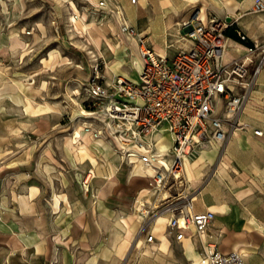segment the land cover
<instances>
[{"label":"rangeland","instance_id":"obj_1","mask_svg":"<svg viewBox=\"0 0 264 264\" xmlns=\"http://www.w3.org/2000/svg\"><path fill=\"white\" fill-rule=\"evenodd\" d=\"M98 1L0 0V247L6 241L14 246L17 233L22 232V218L27 230L32 229L34 218L43 228L53 208L67 209L60 206L61 202L76 212L89 209L93 200L99 199L103 201L104 227L111 232L118 231L113 225L116 218L119 223L122 216L129 217L135 211L137 215H144L143 219L138 216L142 227L122 264H194L171 239L165 240L164 247L160 246L161 238L153 243L146 240L150 230L158 224L156 218L161 214L158 211L166 203L184 194L193 196L195 188L186 190L189 182L185 172L182 182L172 180V184L161 191L169 196L165 201L159 196L155 207L150 203L156 193L153 178L147 176L140 165L121 162L112 143L93 140L82 131L83 85L91 77L93 65L99 62L106 73L109 65L113 71L117 64L123 69L130 65L124 60V33L116 11H122L125 2H132L107 0L108 6L100 9ZM211 2L213 0H162L165 5L160 10H163L162 15L167 12L170 16L174 5L190 12V18L200 13L206 15V22L211 18L222 21L224 17H219ZM229 15L225 18L229 19ZM133 27L140 44L150 46L144 30ZM226 47L233 48L229 39ZM235 47L237 54L245 56L244 46L236 44ZM259 56L255 55V62ZM226 57L229 59L230 53ZM127 58L130 59L131 54ZM102 59L106 60V68ZM132 72L137 79V71L133 68ZM226 125L230 131L234 128L228 121ZM98 143L108 150L100 149ZM213 145L219 147L218 157H221L226 142L218 145L212 141L189 161L194 163L200 157L199 160L205 162L206 157H212L217 150ZM109 166L114 172L121 169L112 180H108L112 172L102 170ZM193 168L199 171L201 164L195 163ZM139 169L145 177L133 180L130 176L141 172ZM188 173L191 177L190 165ZM142 184L152 189L149 193L143 191L142 196L139 193L140 198L147 193L144 199L148 202L143 210H136L132 202L138 194L134 192ZM104 185L109 191L113 190L111 194L101 189ZM27 195L39 197L30 204ZM168 220L157 225L164 228L165 235H169ZM203 251L204 248L201 256ZM4 263L5 256L0 250V264Z\"/></svg>","mask_w":264,"mask_h":264},{"label":"crops","instance_id":"obj_2","mask_svg":"<svg viewBox=\"0 0 264 264\" xmlns=\"http://www.w3.org/2000/svg\"><path fill=\"white\" fill-rule=\"evenodd\" d=\"M218 1L220 3L213 0L211 4L216 6L219 17H227L230 14L229 18L238 25L241 33L253 42L259 41L264 44V16L250 11L253 0ZM164 5L162 0H136L120 6L127 23L144 30L150 46L162 55L172 56L179 47L189 45V41L183 38L186 31L183 23L190 19L191 13L173 5V14L167 16L166 12L163 16V10L160 9ZM199 18L205 21L206 15L199 13ZM123 37V47L126 48L124 60L130 62L129 67L123 69L117 64L116 71L108 68L107 73L105 70L104 72L107 77L121 74L135 79L133 68L138 73L142 66L139 54L140 41L136 35L125 33ZM228 39L233 48L227 49L228 52L225 53V59L229 53L231 55L227 61L241 56L236 52V44L245 48L250 46L230 37ZM130 54L129 59L127 57ZM132 61L134 63H131ZM238 120L239 126L230 131L221 157H218L219 147L213 145L217 150L212 157H206L205 162L199 160L200 157L194 163L187 161L184 169L189 182V188L186 190L191 191V188H195L194 211L215 212V218L206 234L199 236L193 234V229H190L186 231L181 241L175 240L170 233L165 235L164 228L157 225L166 222L169 214L156 218L158 224L150 230L156 237L155 241H159L160 238L163 240L160 246L164 247L165 240L171 239L179 246L182 255L194 264H198L206 242L216 243L221 253L236 252L238 256L240 255L239 264H264V64L251 99L239 113ZM255 129L261 130L262 134H255ZM98 144L101 146L100 149L108 150L102 143ZM195 163L201 164L199 171L193 170ZM189 165L191 177L188 173ZM102 170L104 173L112 172V177L108 180H112L121 171L118 169L114 172L110 166L103 167ZM130 177L139 180L145 177V174L136 171ZM106 187L104 185L101 189L111 194L113 190L109 191ZM146 188V185L142 184L134 193L136 196L139 193L142 196L141 193ZM37 197L39 196L27 195V202L32 204ZM132 204L135 207V202ZM60 206L67 209L53 208V214L47 217L43 228L34 218L32 229L27 230L22 218V232L17 233L15 247L12 242L7 241L0 247L1 254L5 256L4 264H12L13 260L16 264H122L142 227L138 218L141 216L135 214L136 211L129 217L122 216L119 223L116 218L117 224L113 225L118 231L111 232V229L107 230L104 227L102 221L103 201L94 199L93 205L85 209L86 211L80 209L74 212L73 208L64 206L62 202Z\"/></svg>","mask_w":264,"mask_h":264},{"label":"built area","instance_id":"obj_3","mask_svg":"<svg viewBox=\"0 0 264 264\" xmlns=\"http://www.w3.org/2000/svg\"><path fill=\"white\" fill-rule=\"evenodd\" d=\"M107 6V0L98 1V8ZM252 11L264 16V0H253ZM122 17L121 30L134 33L124 13ZM231 23V18L208 22L199 16L190 18L183 23V38L189 45L179 47L172 56L141 44L137 79L121 74L107 77L100 63H95L83 85L82 131L93 140L112 143L121 162L140 165L146 174L152 170L159 191L172 180L182 182L186 158H195L212 141L223 145L230 134L227 121L234 128L239 126L238 115L251 99L264 64V44L259 41L246 47L245 56L225 60L228 38L224 31ZM255 55H260L256 62ZM102 61L106 67V60ZM254 132L262 134L259 129ZM167 135L171 141L165 151L159 138ZM193 201L192 195L184 194L158 211L171 214L168 231L177 241L190 229L204 236L215 218L214 211H194ZM146 240L153 243L156 237L149 232ZM203 248L199 264L238 260L237 253H221L216 243L206 242Z\"/></svg>","mask_w":264,"mask_h":264},{"label":"bare ground","instance_id":"obj_4","mask_svg":"<svg viewBox=\"0 0 264 264\" xmlns=\"http://www.w3.org/2000/svg\"><path fill=\"white\" fill-rule=\"evenodd\" d=\"M116 14H117V17L119 18V20H121L122 22H121V24L124 22L123 21V17H122V11L121 10H118V11H116ZM225 18V17H224ZM201 19V18H200ZM203 20V19H202ZM204 21V20H203ZM120 24V25H121ZM124 34L125 33H127V34H129V35H135V34H133L132 32H130V31H128V30H126L125 32H123ZM140 51H141V44H140V47H139V54H140ZM228 51H226V53H227ZM140 57L142 58V56L140 55ZM108 68L111 70V71H113L112 70V68H111V66L109 65L108 66ZM170 136L169 135H167V136H164V137H160L159 138V146L163 149V150H168V147L170 146ZM190 159H192V158H186L185 159V167H186V163H187V161H189ZM185 167H184V169H185ZM144 169V168H143ZM142 171H144V170H142ZM145 172V171H144ZM143 172V173H144ZM149 173V174H148ZM154 174V172L152 171V170H149L148 169V171H147V176H149L150 178H153L152 177V175ZM151 175V176H150ZM146 189H144L143 191H145V192H147V193H149L150 192V189H148L149 188V186H147L146 185ZM155 190V196H154V199L150 202L152 205H155V200L159 197V196H163V198H166V197H168L169 195L167 194V193H163V192H161V191H159L156 187H153V191ZM146 193V194H147ZM146 194H144V195H146ZM148 201H146L145 199H144V196L142 197V198H140V196L138 195V197L136 198V201H135V207H136V209L138 208L139 210H143L144 209V206H145V204L147 203ZM142 218H144V215H142V214H139ZM162 215L163 214H160L158 217L159 218H161L162 217ZM234 253H236V252H234ZM238 255V254H237ZM239 257H240V255L238 256V260H236L235 262H233L232 264H239L240 262H239Z\"/></svg>","mask_w":264,"mask_h":264},{"label":"trees","instance_id":"obj_5","mask_svg":"<svg viewBox=\"0 0 264 264\" xmlns=\"http://www.w3.org/2000/svg\"><path fill=\"white\" fill-rule=\"evenodd\" d=\"M239 27L235 22H232L228 25V27L225 28V36L226 38H232L236 40L239 43L245 44V45H253V41L249 39L244 33L239 34ZM244 36V37H243Z\"/></svg>","mask_w":264,"mask_h":264}]
</instances>
